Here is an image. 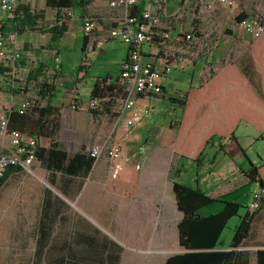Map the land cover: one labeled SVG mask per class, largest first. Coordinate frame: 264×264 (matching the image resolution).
Segmentation results:
<instances>
[{
  "label": "crops",
  "instance_id": "obj_1",
  "mask_svg": "<svg viewBox=\"0 0 264 264\" xmlns=\"http://www.w3.org/2000/svg\"><path fill=\"white\" fill-rule=\"evenodd\" d=\"M145 2L141 0L139 8L143 4L145 6ZM190 3L189 0H183L177 6V11L171 14H168L164 4L160 11V25L155 28L154 42L144 47L146 61L159 63L164 57L171 56L178 66L174 70L179 73L178 78L184 73L189 75V88H198L212 73L233 64L264 104V37L256 40L249 30L239 27L238 32L234 34L230 31L216 34L210 31L202 37L196 36V40L191 43L180 42L179 37L195 30L196 27ZM45 9L55 20L56 11L46 8V5ZM109 10L111 13L103 15L101 22H96L94 31L88 35L89 44L86 51L82 52L77 72L70 74L71 78L78 75L80 81L72 80L69 87H65L63 82V78L69 76L65 74L64 69L65 46H60L58 54L62 57V67L55 71L54 81H48L43 77L45 72L51 73V56L53 59L57 51L45 49L39 53L33 38H26L28 45L24 46L15 38L10 54L16 49L22 54L25 65H19L20 75L28 68L25 58H29L31 51L39 54L34 60L38 61V67L43 65V73L37 81L27 77V90L26 87H19V83L13 87L8 86V74H4V77L0 78V99L6 110H19L25 100L35 102L40 108L48 104L57 108L58 111L51 117L54 122L52 136L36 137L28 133L23 134L38 138V149H50L52 143H58V148L67 152L68 159L63 162L64 170H52L36 159L31 165V173L21 171L12 174L2 189L9 184L21 185V189L30 197L28 211L76 212L75 215L66 216L65 222L55 226L61 246L66 249L61 263L165 264L168 258L189 252L179 244L178 225L183 219V214L177 209L174 184L182 183L199 189L216 200L238 202L241 198H246L247 208L252 193L257 190L256 186L259 184L256 183L249 189L246 172L251 165L264 164V152L260 146V142H264V134L248 123L240 122L235 139L216 140L204 150L200 162L183 158L176 151L181 115L167 124H161L157 122V113L154 112L157 106H154L152 112L148 107V104L154 103L164 109L166 103H169L174 108H181L178 104L170 102V95L180 98L185 91L178 94L172 90V94H166L167 82L171 80V75L162 80L164 95L136 96L134 107L131 109H124L121 103L123 99H118L111 111L108 112L101 106L99 112L93 114L90 100L94 85L104 78L115 82L120 65L129 52L128 46L109 38V31L117 26L121 15L118 9L109 7ZM224 11L223 14L214 11L209 16L214 21H224L225 13L229 12ZM32 12L34 14L33 9ZM249 12L251 15L247 18L260 15L253 14V9ZM229 13L233 15L232 12ZM177 14L179 17L175 18ZM8 18L10 16H7L5 22ZM68 26L70 29L71 24ZM95 31L97 35L92 38L90 35ZM165 33H169L168 40L163 38ZM13 34L16 36V33ZM45 35L48 40L51 39V34ZM232 40L237 41L238 45L233 52L234 61L228 62L230 53L227 52ZM109 43L114 47L116 43L119 44L121 60L118 73L115 76H92V60L88 57L96 55V47ZM246 43L249 45L248 54L242 50V45ZM206 47H211V51H207ZM82 62L90 64L84 67ZM194 81L196 84H193ZM43 85L48 86L45 90L52 89V94L55 95L51 102L48 101L49 96L40 97L38 94ZM85 89H88V95L82 97ZM25 92L29 97L22 100ZM74 105L77 109H72ZM162 109L159 117L162 116ZM221 115L222 112H219V117ZM145 116L148 117L144 119ZM65 117H69L68 122L64 121ZM64 127L69 128L71 136H63ZM87 132L90 133V138L86 141L84 134ZM113 135L115 136L112 137ZM107 140L122 150L123 159L112 163L103 158L91 164V148ZM115 140L119 145L113 143ZM0 148L7 152L12 150L9 140L1 134ZM77 155H84L85 158L75 159ZM70 167H73V172H70ZM164 208L170 209L164 211ZM222 208L223 204L216 201L201 208L197 214L207 217L217 214ZM61 217L62 214H59V218ZM257 219L264 221V210L256 216L253 227ZM40 231L44 232L41 237L46 240L49 234L54 232V224L42 217ZM250 239L251 237L240 250L249 251L252 255L251 264H256L255 253L264 247H260L259 243L249 242ZM229 250V247L221 244V240L214 249L220 252ZM80 258L83 260H79Z\"/></svg>",
  "mask_w": 264,
  "mask_h": 264
},
{
  "label": "trees",
  "instance_id": "obj_2",
  "mask_svg": "<svg viewBox=\"0 0 264 264\" xmlns=\"http://www.w3.org/2000/svg\"><path fill=\"white\" fill-rule=\"evenodd\" d=\"M19 1V7L5 22L3 30L12 34H23L28 30L51 34V43L46 47H40L37 52L48 49L56 50L57 54H60L59 41L69 30L66 20L60 15L63 11H75L83 20L86 18L89 5L94 0H46V8L56 11L55 23L48 29L38 27L43 17L33 14L30 5L26 3L27 0ZM143 8L144 4L138 8L137 13H140ZM246 18V15H238L236 20L241 22ZM263 37L264 34L256 40H261ZM88 44L89 36L85 34L82 52L86 51ZM20 64L25 65L23 61ZM83 68L80 67V69ZM9 71V68H4L1 72L4 75ZM42 73L43 65H39L30 73L29 79L37 81ZM46 87L48 86L43 85L38 94L40 97L49 96L48 101L51 102L55 95L52 94V89L45 90ZM125 97L126 94L116 82L109 83L106 78L97 81L91 92V99H98L100 107L102 106V109L108 112L113 109L118 99ZM170 102L182 108L176 151L183 158H191L194 162H200L204 150L216 140H234L240 122H246L264 134V104L261 97L233 64L212 73L198 88H189L184 96L170 98ZM100 107L92 110L93 114L96 115ZM57 111L58 109L50 104L40 108L35 102L22 112L12 109L8 114V128L36 137L52 136L54 122L51 121V117ZM219 112H222L220 117ZM58 147V143H52L50 149H37L36 159L52 170H64L62 166L68 159V154ZM81 158L85 156L75 157V159ZM89 161L92 164L94 159L89 156ZM70 170L73 172V167H70ZM21 171L23 170L19 167L9 168L0 178V190L12 174ZM246 177L249 180V189L256 183L264 187V164L251 165L246 172ZM173 190L177 199V209L183 214V219L178 225L179 244L189 252L172 256L166 260L165 264H251L250 252L240 248L251 237L253 224L259 211L250 213L247 207V212L240 216V222L234 228L229 244L230 250L214 251L228 222L239 216L241 204L235 200L213 199L205 192L182 183H175ZM216 201L223 204L220 212L207 217L197 214L201 208ZM57 215V211H42V217L48 222ZM43 233L42 231L41 235H44ZM255 257L256 264H264V249L257 250Z\"/></svg>",
  "mask_w": 264,
  "mask_h": 264
},
{
  "label": "rangeland",
  "instance_id": "obj_3",
  "mask_svg": "<svg viewBox=\"0 0 264 264\" xmlns=\"http://www.w3.org/2000/svg\"><path fill=\"white\" fill-rule=\"evenodd\" d=\"M19 1V0H18ZM45 1L46 0H27V3L33 9L35 15H42L43 19L39 23V28L46 29L54 24L55 20H53V15L48 14L45 9ZM111 0H94L88 7L87 14L85 17H92L98 23L101 22V17L105 14H110L109 3ZM165 6L168 14L174 13L177 11V6L183 0H165ZM186 1V0H185ZM200 0H189L191 6V14L195 15L196 27H195V35L197 37H202L206 32H214L216 33H224L230 31L231 33H237L239 26L236 17L238 15H246V17H250L249 12L253 9V14H260L264 18V0H237L239 5V10L236 14L230 15L229 12H226L224 21H214L208 15H205L203 18H199L197 4ZM206 1V0H205ZM212 1V0H207ZM248 1V2H247ZM20 2V1H19ZM260 7V8H259ZM215 12H219L223 14L224 9L217 8ZM71 13V14H70ZM248 13V14H246ZM61 17H64L66 23L68 25L71 24L69 32L64 36L62 40L59 41L60 46H65L63 52L64 59V69L65 74L69 75L64 77L63 79L64 86L69 87L71 85V81H80V78L77 76H73L71 78L70 74L73 72L76 74L77 68L79 67L82 59V48H83V32H82V20L80 19L79 14L76 12L75 14L72 12H63ZM106 28H110L106 26ZM190 29H188L189 31ZM97 31V30H96ZM94 32L90 35L94 38L97 35V32ZM245 32V31H242ZM27 33V34H26ZM34 33V34H33ZM189 33V32H188ZM44 32H32L30 30L26 31L23 34L16 33V40L20 43V45L24 46L27 44L26 38H33L37 45V50L40 47H46L51 43V39L48 40V36H46ZM239 36V33L237 34ZM237 36V37H238ZM228 37V36H227ZM24 42H21V41ZM94 44V43H93ZM28 45V44H27ZM238 45V42L232 40L230 46L228 47L229 60L228 62L234 61V49ZM249 45L248 43L242 45V50L244 53L248 54ZM206 50V49H205ZM96 55L88 57L92 60V68L91 75H100V76H115L119 70L120 63V49L119 44L116 43L115 47L112 46L111 43L104 45L103 47H96L95 50ZM38 53L36 51H31V55L29 58H25V62L28 64V68L26 71H22L20 75L19 87L28 89L27 85V77L30 72H33L38 67V61H35V58H38ZM55 57L52 59L51 56V73L45 72L43 79L51 81L55 77V71L60 70L63 62H61L58 67V62H55ZM37 63V64H35ZM83 63V62H82ZM90 64V62H88ZM83 63L84 67H87L89 64ZM186 64L187 62H183ZM181 67V66H180ZM178 68V66H177ZM173 71L171 74L170 81L167 82L168 90L166 94H172V90H175L178 94L181 91H188L189 89V75L184 73L180 78H178L179 73H175ZM176 77V78H175ZM70 78V79H69ZM54 81V80H53ZM193 84H196L194 81ZM18 85V84H17ZM84 95L82 97L88 95V89L83 90ZM82 93V94H83ZM164 95L163 93L160 95ZM185 93L182 94L184 96ZM26 92L23 93L22 100H25ZM171 98H178L176 95ZM28 100H25V103ZM22 103V104H23ZM21 104V105H22ZM154 106L156 107V111H154ZM148 107L151 109V112L154 111L157 113L156 120L158 123L167 124L171 120H175L180 115L182 117L181 108L172 107L169 103H166V107L162 109L159 104H148ZM162 109V116L159 113ZM148 117V116H147ZM146 116L144 117L147 118ZM69 117H65L64 121L68 122ZM143 119V120H144ZM65 131L63 136L67 134V136H71L69 133V128L64 127ZM113 135L112 137H114ZM84 138L86 141L90 138V133L87 132L84 134ZM113 142V141H112ZM114 144H118L119 142L115 140ZM235 145V144H234ZM261 149L264 152V142H260ZM234 147V146H233ZM236 149V148H235ZM258 188V185L256 186ZM28 201H30V197H28L27 193L21 189V185L19 184H9L6 185L2 191L0 192V264H64L60 261L64 259L65 248L61 246V240L58 238L59 233L57 231V226L60 222H65V217H69V215H75V211H57L58 216H56L50 224H54V232L50 233L49 237L46 240H43L41 237L40 224L42 220V211H28ZM246 198H241L238 203L241 204V209L239 211V216L232 218L226 228L224 229L218 245L221 240V244L225 247H229L231 239L233 237L234 228L240 222V216L245 215L247 209L245 207ZM218 204V203H217ZM170 208H164V211H169ZM264 210V209H263ZM263 210H259V213ZM175 211V210H174ZM54 213V212H52ZM59 214H62V217L59 218ZM164 214V213H163ZM165 216V214H164ZM264 221H260L257 219L254 227L251 239L249 242L259 243L260 247H264ZM44 234V233H43ZM150 250V249H148ZM153 250V249H152ZM165 250V249H163ZM149 259V257L147 258ZM83 260V259H79ZM67 264H90L85 262L79 263H67Z\"/></svg>",
  "mask_w": 264,
  "mask_h": 264
},
{
  "label": "built area",
  "instance_id": "obj_4",
  "mask_svg": "<svg viewBox=\"0 0 264 264\" xmlns=\"http://www.w3.org/2000/svg\"><path fill=\"white\" fill-rule=\"evenodd\" d=\"M145 6L140 13L139 5L141 0H111L109 7L118 9L121 15L117 21V26L109 31V38L119 41L128 46L129 52L127 58L120 65L116 84L124 91L126 97L121 100L124 109H131L135 104L136 96H156L163 93L162 80L173 73L177 68L176 61L171 56L164 57L159 63L146 61L144 47L154 42L155 28L160 25V11L163 9L165 0H145ZM18 0H0V78L4 77L2 69L9 68L7 83L8 86H14L20 80V63L22 54L19 49L10 54V48L15 43V35L3 30L5 19L11 16L19 7ZM199 18L211 14L217 8H221L236 14L239 10L237 0H200L197 4ZM177 14L175 18H178ZM96 26V20L92 17H86L82 20V29L84 34H91ZM241 29H247L254 38H259L264 34V18L257 15L252 18H246L238 23ZM164 40H168L169 33L163 34ZM196 38L194 30L178 38L180 42H193ZM211 51V47H206ZM55 62L58 67L62 62V57L56 53ZM85 63V62H84ZM114 82L109 80V83ZM32 101L23 103L19 111H24L31 107ZM100 101L98 99L90 100V108L98 109ZM72 109H77L74 105ZM0 99V134L9 140L12 150L7 152L0 148V178L11 167H19L27 173H31V165L36 160V151L39 140L36 137L26 136L18 131L9 130L8 114ZM148 112H145L147 115ZM89 155L98 161L106 158L112 163H117L123 159L122 150L105 141L100 145L91 148ZM264 206V187L258 185L257 190L252 193L251 201L248 205L250 213H255Z\"/></svg>",
  "mask_w": 264,
  "mask_h": 264
}]
</instances>
